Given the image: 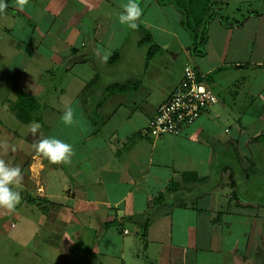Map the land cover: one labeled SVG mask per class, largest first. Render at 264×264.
Listing matches in <instances>:
<instances>
[{
  "label": "crops",
  "instance_id": "obj_1",
  "mask_svg": "<svg viewBox=\"0 0 264 264\" xmlns=\"http://www.w3.org/2000/svg\"><path fill=\"white\" fill-rule=\"evenodd\" d=\"M227 1L241 24L213 19L194 54L166 2L140 0L131 29L118 21L127 0H5L0 159L23 179L21 202L0 208L20 221L9 239L0 227V264H264V0ZM187 66L218 104L153 139ZM44 136L71 144L70 161L38 154Z\"/></svg>",
  "mask_w": 264,
  "mask_h": 264
},
{
  "label": "built area",
  "instance_id": "obj_2",
  "mask_svg": "<svg viewBox=\"0 0 264 264\" xmlns=\"http://www.w3.org/2000/svg\"><path fill=\"white\" fill-rule=\"evenodd\" d=\"M204 79L205 76L197 73L193 67H185L180 84L148 123V135L153 139L180 136L205 112L217 105L218 97L207 88Z\"/></svg>",
  "mask_w": 264,
  "mask_h": 264
},
{
  "label": "clouds",
  "instance_id": "obj_3",
  "mask_svg": "<svg viewBox=\"0 0 264 264\" xmlns=\"http://www.w3.org/2000/svg\"><path fill=\"white\" fill-rule=\"evenodd\" d=\"M6 7L5 0H0V11ZM121 7L122 11L118 14L119 23L127 25L131 29H136L138 27L137 21L143 12L140 7V0H127ZM103 58L107 59V57ZM62 120L65 124L72 123L73 110L71 107H66ZM40 127L41 125L38 122H33L30 130L35 134ZM33 147L38 154H42L53 164L69 162L73 154L72 145L55 136H44ZM22 179V171L19 166H10L5 160L0 159V208L14 210L21 202V193L16 190V186L19 185Z\"/></svg>",
  "mask_w": 264,
  "mask_h": 264
},
{
  "label": "trees",
  "instance_id": "obj_4",
  "mask_svg": "<svg viewBox=\"0 0 264 264\" xmlns=\"http://www.w3.org/2000/svg\"><path fill=\"white\" fill-rule=\"evenodd\" d=\"M161 3L171 4L181 15L184 28L188 31L192 38L194 54H202V46L207 40V25L215 18H219L225 26L240 25L241 20H236L225 15L226 8L229 6L227 0H159ZM154 55V51H150V56ZM30 99L26 94H23L18 105L28 106L31 104ZM22 111H20V116ZM195 176L196 179V175ZM195 182L203 183L206 179H196ZM204 185V184H202ZM171 190V189H170ZM163 197V196H162ZM149 220L142 227V236L147 233Z\"/></svg>",
  "mask_w": 264,
  "mask_h": 264
},
{
  "label": "rangeland",
  "instance_id": "obj_5",
  "mask_svg": "<svg viewBox=\"0 0 264 264\" xmlns=\"http://www.w3.org/2000/svg\"><path fill=\"white\" fill-rule=\"evenodd\" d=\"M223 13L225 15H229L227 13V11H225V12L223 11ZM233 15H234V18H236V19L240 18L238 13L234 12ZM153 51H154V54H156V51L155 50H153ZM152 56H154V55H152ZM208 80H209V78H206L204 80V82L206 83V82H208ZM211 88H213V86ZM12 222H14L18 225L17 229L13 230L12 228H10ZM0 227L3 230V232H5L6 234H9V235H7V238L9 239L11 237V233L15 234L17 232V230L20 228V221L18 219H16L15 216L6 215V216L0 218ZM0 242L1 243H6V242L9 243V241H6V240H2V241L0 240Z\"/></svg>",
  "mask_w": 264,
  "mask_h": 264
}]
</instances>
